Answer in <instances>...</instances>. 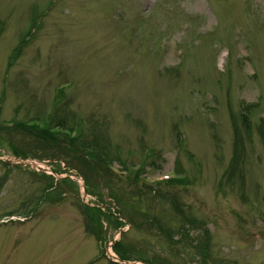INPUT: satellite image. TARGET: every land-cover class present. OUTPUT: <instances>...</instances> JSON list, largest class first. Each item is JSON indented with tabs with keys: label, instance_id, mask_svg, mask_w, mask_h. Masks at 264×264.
Here are the masks:
<instances>
[{
	"label": "rangeland",
	"instance_id": "374dc122",
	"mask_svg": "<svg viewBox=\"0 0 264 264\" xmlns=\"http://www.w3.org/2000/svg\"><path fill=\"white\" fill-rule=\"evenodd\" d=\"M0 264H264V0H0Z\"/></svg>",
	"mask_w": 264,
	"mask_h": 264
},
{
	"label": "trees",
	"instance_id": "16d2710c",
	"mask_svg": "<svg viewBox=\"0 0 264 264\" xmlns=\"http://www.w3.org/2000/svg\"><path fill=\"white\" fill-rule=\"evenodd\" d=\"M54 114H55V112L53 113L52 117L49 118L50 124L52 123L53 119L55 118V121L52 123V126L50 124L48 127H45V126L39 127V126H34V125L29 126V127L38 129L37 131H35L37 134V139L39 140L38 142H41V143L48 145V146H53L61 154L68 156V158H70V159H75V160L79 161L80 164H83L82 166L85 169L89 170L92 168L93 170H97V171L102 170L104 172L105 176L106 177L108 176L109 179L111 176L116 175L115 172L112 171V169H111V164L108 165V161H111V159L106 154V150H105L104 146H101L100 144L96 143L97 145L102 147V150L105 151L104 152L105 155H102V156L100 155V152L97 148L93 149V147H89L88 151H89V149H92V151H94V153L92 151L88 152L90 155H93V157H91L89 154H86L83 149H84V147L86 148L87 145L94 144L95 142L89 144V142H85V140L81 139V137L77 138L79 136L78 131H77L76 135H69V133H66V132H64L63 134L55 133L57 131V129L58 130L61 128L63 129L64 125H63L62 121L58 120L56 115L54 116ZM45 124H46V122H45ZM49 127H50V129L52 128L53 130L52 129L49 130ZM62 129L59 131H62ZM67 129H72V128H67ZM15 152L18 155L21 154L19 151L15 150ZM106 155L110 160L107 159ZM21 156L25 157V156H27V154L26 155L22 154ZM104 162L107 163L106 164L107 168L102 165ZM81 173L85 178L83 171ZM178 181H180V179L171 178V179H166V180L159 181V182L160 183L165 182V183H169L170 185H174V184H177ZM86 207H88V205H86ZM92 211H93V213L90 215V219L98 227V232L96 231V235L98 238L104 239V236L101 233L102 226H103V224L101 223V216H108L106 214L107 211H105V210L103 211L99 207H93ZM86 228H87V230H89L88 225H86ZM118 244H120L119 241H118V243H116V247L118 246ZM118 248H119V246H118ZM122 248H123V250H126L123 246H122Z\"/></svg>",
	"mask_w": 264,
	"mask_h": 264
}]
</instances>
